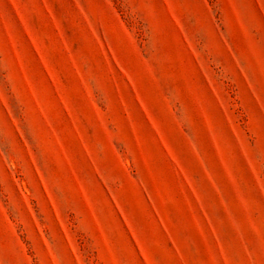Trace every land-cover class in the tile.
Returning a JSON list of instances; mask_svg holds the SVG:
<instances>
[{
  "label": "rangeland",
  "instance_id": "obj_1",
  "mask_svg": "<svg viewBox=\"0 0 264 264\" xmlns=\"http://www.w3.org/2000/svg\"><path fill=\"white\" fill-rule=\"evenodd\" d=\"M0 264H264V0H0Z\"/></svg>",
  "mask_w": 264,
  "mask_h": 264
}]
</instances>
